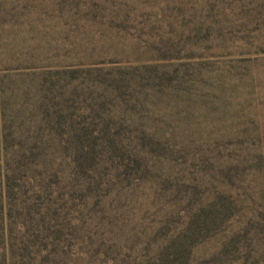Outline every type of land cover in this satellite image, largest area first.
Returning a JSON list of instances; mask_svg holds the SVG:
<instances>
[{
    "label": "rangeland",
    "instance_id": "374dc122",
    "mask_svg": "<svg viewBox=\"0 0 264 264\" xmlns=\"http://www.w3.org/2000/svg\"><path fill=\"white\" fill-rule=\"evenodd\" d=\"M0 264H264V0H0Z\"/></svg>",
    "mask_w": 264,
    "mask_h": 264
}]
</instances>
